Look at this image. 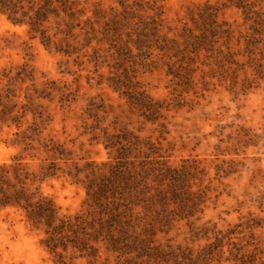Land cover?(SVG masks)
Returning <instances> with one entry per match:
<instances>
[{
  "label": "clouds",
  "instance_id": "obj_1",
  "mask_svg": "<svg viewBox=\"0 0 264 264\" xmlns=\"http://www.w3.org/2000/svg\"><path fill=\"white\" fill-rule=\"evenodd\" d=\"M0 264H264V0H0Z\"/></svg>",
  "mask_w": 264,
  "mask_h": 264
}]
</instances>
